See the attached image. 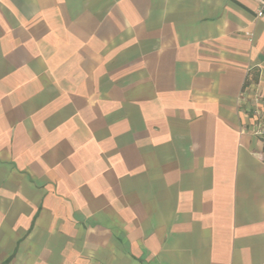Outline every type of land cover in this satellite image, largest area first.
Wrapping results in <instances>:
<instances>
[{
	"label": "crops",
	"instance_id": "crops-1",
	"mask_svg": "<svg viewBox=\"0 0 264 264\" xmlns=\"http://www.w3.org/2000/svg\"><path fill=\"white\" fill-rule=\"evenodd\" d=\"M256 8L0 0V264H263Z\"/></svg>",
	"mask_w": 264,
	"mask_h": 264
},
{
	"label": "built area",
	"instance_id": "built-area-1",
	"mask_svg": "<svg viewBox=\"0 0 264 264\" xmlns=\"http://www.w3.org/2000/svg\"><path fill=\"white\" fill-rule=\"evenodd\" d=\"M251 1H253L256 4V6H257V8H256V16L258 18H264V0H251ZM261 159L264 162V156H261Z\"/></svg>",
	"mask_w": 264,
	"mask_h": 264
}]
</instances>
